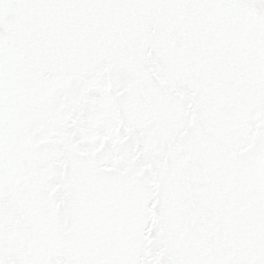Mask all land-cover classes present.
<instances>
[{
    "label": "water",
    "instance_id": "1",
    "mask_svg": "<svg viewBox=\"0 0 264 264\" xmlns=\"http://www.w3.org/2000/svg\"><path fill=\"white\" fill-rule=\"evenodd\" d=\"M0 264H264V0H0Z\"/></svg>",
    "mask_w": 264,
    "mask_h": 264
}]
</instances>
